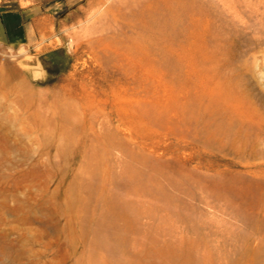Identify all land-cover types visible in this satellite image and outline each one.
<instances>
[{
  "label": "rangeland",
  "instance_id": "obj_1",
  "mask_svg": "<svg viewBox=\"0 0 264 264\" xmlns=\"http://www.w3.org/2000/svg\"><path fill=\"white\" fill-rule=\"evenodd\" d=\"M36 1L47 79L0 55V264H264V0Z\"/></svg>",
  "mask_w": 264,
  "mask_h": 264
},
{
  "label": "crops",
  "instance_id": "obj_2",
  "mask_svg": "<svg viewBox=\"0 0 264 264\" xmlns=\"http://www.w3.org/2000/svg\"><path fill=\"white\" fill-rule=\"evenodd\" d=\"M40 10L41 4L36 0L24 9L19 0H0V45L11 51H18L21 45L26 50L35 47L36 38L46 31L49 22V15L41 14Z\"/></svg>",
  "mask_w": 264,
  "mask_h": 264
},
{
  "label": "clouds",
  "instance_id": "obj_3",
  "mask_svg": "<svg viewBox=\"0 0 264 264\" xmlns=\"http://www.w3.org/2000/svg\"><path fill=\"white\" fill-rule=\"evenodd\" d=\"M33 0H28V2L26 3L25 0H19V6L24 9L28 6V4L32 3ZM53 7H57L59 8L60 5H54ZM30 27V25H29ZM66 28H70L71 32L66 31ZM66 28H62L61 30L64 32L65 35H67L69 37L68 40V45H67V54L71 55L73 52V47H74V41L72 39L73 35H77L79 36L81 39H86L87 37H89L91 35L90 31L88 30V25L83 22V21H77L74 25L71 26H66ZM58 39V37H57ZM32 42H29V47H31ZM43 46V42H41V44H38L35 48V51H40V48ZM0 47H3L2 45H0ZM60 47H64V44L61 42L59 44L58 47L53 48V50H56ZM26 53V49L24 47V45H21L20 49L17 51L16 56H24V59L27 61H32L33 59H36L37 63L35 64V66L32 65H24L22 62H18V66L21 68V70H29L31 69L32 73H33V79L34 80H45L47 79V73L46 71L43 69L42 65L40 64L39 60H38V56H33L30 54H25ZM44 53L41 52V55H43ZM0 55H5V56H10L12 61H15V57L11 54L10 50L7 49L6 53H0Z\"/></svg>",
  "mask_w": 264,
  "mask_h": 264
}]
</instances>
